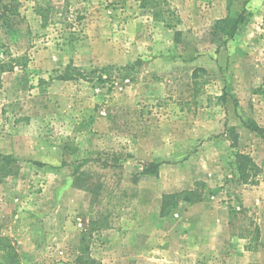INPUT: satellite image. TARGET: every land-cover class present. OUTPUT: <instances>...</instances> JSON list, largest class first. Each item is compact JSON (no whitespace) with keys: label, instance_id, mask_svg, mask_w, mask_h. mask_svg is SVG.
Instances as JSON below:
<instances>
[{"label":"rangeland","instance_id":"374dc122","mask_svg":"<svg viewBox=\"0 0 264 264\" xmlns=\"http://www.w3.org/2000/svg\"><path fill=\"white\" fill-rule=\"evenodd\" d=\"M151 3L172 27L139 0L0 17V60L24 63L0 74V238L18 259L0 245V263L264 264V0ZM198 182L202 201L161 212Z\"/></svg>","mask_w":264,"mask_h":264},{"label":"trees","instance_id":"16d2710c","mask_svg":"<svg viewBox=\"0 0 264 264\" xmlns=\"http://www.w3.org/2000/svg\"><path fill=\"white\" fill-rule=\"evenodd\" d=\"M140 7L142 8H149L152 10L153 15L156 19L160 21H167L164 18V13H170L169 8L165 9L164 7H160L159 4H152L151 0H139ZM19 5L18 0L11 1L9 4L3 5V13L0 14V17L5 16L7 14V17H10L11 15H19ZM242 15H239L235 19V25L234 28L237 27L239 23H243V20H241ZM180 20V19H179ZM233 21V17L231 18L230 15L220 18L217 20V24H221L224 22ZM166 26L172 27L171 23L167 21ZM177 33V32H176ZM15 66H24V63H20V60H11L10 62H4L0 60V74L5 71H13ZM197 69L194 70V74L196 73ZM234 128V127H233ZM232 128V129H233ZM252 130L256 131L257 133L264 134V127L254 124L251 125ZM234 141V140H233ZM236 141H234L235 145ZM236 161H237V167L240 173V176L244 181L248 180L249 176L252 174V171L258 168L257 163L255 162L254 158L251 156V154L239 151L236 153ZM160 163L158 162H151L145 169L144 173L148 174L149 172H159ZM79 179V177H78ZM199 184L196 183V186L191 189H184L181 191H176L172 193L165 194L162 199V206H161V212L163 214H166L167 210L177 206L180 201H186L189 203H195L203 200V186L204 183L201 184L199 187ZM4 242V244H3ZM0 245L2 246L3 252H4V260L8 262H16L18 259H16V249L15 246L10 242V239H2L0 238ZM0 264H3L0 263Z\"/></svg>","mask_w":264,"mask_h":264},{"label":"crops","instance_id":"0c3cea01","mask_svg":"<svg viewBox=\"0 0 264 264\" xmlns=\"http://www.w3.org/2000/svg\"><path fill=\"white\" fill-rule=\"evenodd\" d=\"M140 87L141 88V90H142V92L144 91L145 92V89H146V83H136L135 84V87ZM138 87V88H139Z\"/></svg>","mask_w":264,"mask_h":264}]
</instances>
